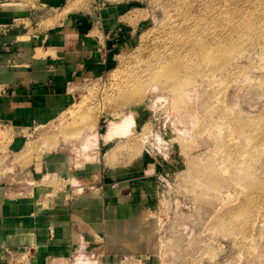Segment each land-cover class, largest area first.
<instances>
[{
	"label": "rangeland",
	"instance_id": "obj_1",
	"mask_svg": "<svg viewBox=\"0 0 264 264\" xmlns=\"http://www.w3.org/2000/svg\"><path fill=\"white\" fill-rule=\"evenodd\" d=\"M94 1L119 7L133 35L113 52L111 69L80 81L53 137L65 140L100 120L102 132L105 125L107 134L115 131L109 140L117 138L115 150L125 155L121 162L135 163L136 176L169 171L149 216L150 264H264V0H70L67 10ZM180 28L189 45L172 46L187 51V62L200 38L222 40L234 56L219 72L206 66L205 76L188 78L182 70L174 84L157 75L161 83L132 90ZM92 257L82 256L81 264H99Z\"/></svg>",
	"mask_w": 264,
	"mask_h": 264
},
{
	"label": "crops",
	"instance_id": "obj_2",
	"mask_svg": "<svg viewBox=\"0 0 264 264\" xmlns=\"http://www.w3.org/2000/svg\"><path fill=\"white\" fill-rule=\"evenodd\" d=\"M69 1L0 0V264H81L92 255L150 264L149 216L169 171L136 176L100 120L65 140L52 135L80 81L111 69L133 35L119 7L94 1L74 11ZM90 140L98 148L87 157Z\"/></svg>",
	"mask_w": 264,
	"mask_h": 264
},
{
	"label": "bare ground",
	"instance_id": "obj_3",
	"mask_svg": "<svg viewBox=\"0 0 264 264\" xmlns=\"http://www.w3.org/2000/svg\"><path fill=\"white\" fill-rule=\"evenodd\" d=\"M184 15H185V13H184ZM184 28L187 29V26L186 27L184 26ZM186 33H188V32L185 30L183 31L180 28V29H177L173 34H171V36L169 38V39H171V41H169L168 43L166 41L167 45L162 46L161 48H159L156 51V54H155L154 59H153L152 67L145 72L147 79L145 81L134 82V89H132V90L137 91L140 94L143 90V87L146 85L147 82L153 80V82L155 81V83H156V81L158 82V80H160V78H158L157 75L158 76L162 75L163 76L162 79H164V81L169 80V81L173 82V84H174V81H176L179 78L180 72L182 70L187 72L186 74L183 75L184 77L190 76L191 75L190 72H196V74L197 73L200 74L204 71L206 66L210 69L211 72H213V71L219 72L220 69L226 67L228 60L230 58H232L231 56H234L233 55L234 49L231 46L223 45L221 43L222 40L216 41L214 43H210V42H207L206 40H204L203 38H200V39H196V41L192 40L191 47H190V49H188V50H190V55L193 56V57H191V56L190 57L192 59H194L193 61H191V63H189V62H187V60H188V57L186 56L187 51H184V53L183 52L180 53L178 47L175 48L176 44H180V46L181 45L182 46L183 45H189L186 42V41L190 40V39L189 40L187 39L189 37L184 36ZM194 36H192V37H194ZM163 44H164V42H163ZM228 44H231V43H228ZM172 45H175V47ZM180 51H181V49H180ZM205 70L207 71V69H205ZM207 73L208 72H206L204 74V72H203L201 75L204 74V76H205ZM213 73H215V72H213ZM188 78H190V77H188ZM161 82L159 81L156 84H159ZM178 82H180V81H178ZM151 84H152V82H151ZM129 92H131V91H129ZM122 97H125V95ZM126 97H128V96L126 95ZM81 107L82 106L80 105L79 107L77 106V108L74 107V109L76 108V110L79 111V110H81ZM77 111H75V112H77ZM110 136L111 135H109V138H110ZM44 138H47V137H44ZM106 138L108 139V137H106ZM91 146H92V143L90 140V142L89 141L87 142V147L89 148Z\"/></svg>",
	"mask_w": 264,
	"mask_h": 264
},
{
	"label": "built area",
	"instance_id": "obj_4",
	"mask_svg": "<svg viewBox=\"0 0 264 264\" xmlns=\"http://www.w3.org/2000/svg\"><path fill=\"white\" fill-rule=\"evenodd\" d=\"M20 259H22V258H20ZM20 261H23V259H22V260H20Z\"/></svg>",
	"mask_w": 264,
	"mask_h": 264
}]
</instances>
